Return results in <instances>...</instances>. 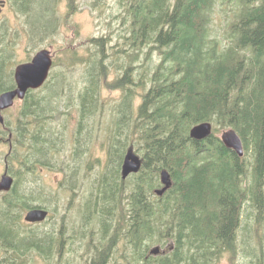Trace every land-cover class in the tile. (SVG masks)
<instances>
[{"label": "trees", "instance_id": "1", "mask_svg": "<svg viewBox=\"0 0 264 264\" xmlns=\"http://www.w3.org/2000/svg\"><path fill=\"white\" fill-rule=\"evenodd\" d=\"M56 1L8 2L31 15L34 37L43 38L58 20L53 18ZM117 1L122 9L119 17L129 24L126 55L133 64L116 84L126 91L118 118L109 128L114 129L109 156L115 167L99 179L82 207L86 230L97 223L96 234L105 238L90 239L92 259L86 264H110L112 257L117 259L116 252L121 264H214L224 253H235L239 233L246 230L242 222L247 203L253 206L256 224L264 228V0H236L243 9L224 48L209 37V11L217 0ZM69 8L72 15V4ZM90 42L95 52L85 61L90 66L81 97L82 120L99 106L94 103L107 69V48L116 56L115 64L122 59L121 51L109 45L107 37ZM156 53L158 64L153 62ZM6 72V62L0 59V95L16 88ZM135 76L138 84L149 87L139 92L136 115ZM46 88L49 91L44 95L37 93ZM39 90L30 91L22 101L14 130L6 120L4 126L0 124L10 132L5 161L15 177L12 190L0 193V264H28L22 257L32 250L49 262L53 252L55 237L37 240L25 233L23 215L37 196L20 187L22 177L30 173L56 170L55 155L65 142L52 121L62 115L59 89L50 87L48 80ZM206 122L234 129L243 141L246 158H239L214 135L201 142L191 139L192 127ZM82 129L80 122L76 135ZM119 131L126 141L132 140L144 159L142 172L129 185L126 181L135 175L122 180L127 149L119 145ZM128 131L135 133L136 140L129 138ZM75 149L81 157L80 144ZM250 154L252 167L245 165ZM164 169L171 173L174 186L158 198L153 189L160 185ZM242 236L245 247L246 234ZM169 241L173 244L167 254L145 256L151 245ZM120 242L124 245L116 251ZM245 251L255 264H264V248L260 253L256 247Z\"/></svg>", "mask_w": 264, "mask_h": 264}, {"label": "rangeland", "instance_id": "2", "mask_svg": "<svg viewBox=\"0 0 264 264\" xmlns=\"http://www.w3.org/2000/svg\"><path fill=\"white\" fill-rule=\"evenodd\" d=\"M70 1H56L53 18L54 21L55 18L58 20L55 21L54 28L47 32L43 38L34 37L33 19L29 13L17 12L18 10L14 9L16 7L12 3H8L7 0L5 8L0 12V59L6 62L8 71L6 74L10 75L15 82L14 74L18 65L31 62L41 50H50L53 54L54 66L51 70L49 86L56 85L58 87V103L62 106L59 111L62 115H58L52 120L55 130L65 136L64 144L59 149V153L55 155L57 163L54 159L57 169L45 168L42 171L30 173L27 178L22 177L24 179L20 181L22 190L37 196L36 201L31 204L32 207L24 212L23 219L29 210L35 209L37 206L44 207L50 212L49 219L41 224L30 225L23 220L26 225L25 233L34 235L37 240L42 237L47 239L55 237L50 261H44V257L32 250L22 257L28 261V264H86L87 260L92 259V252L88 247L90 239H101L102 236L96 234L99 228L97 223L95 227H90L91 224H89L88 227L90 228L86 230L87 227L83 225L82 207L99 179L107 174L108 170L115 167L110 162L109 156V137L113 140L114 129L109 130V128L114 126L115 118H118V106L123 102L126 91V87L117 88L116 84L117 79L121 80L124 69L133 64L129 55H126L130 45L127 37L131 35L129 24L126 25L127 23L122 22L119 17L122 9L118 1ZM71 4L74 9L72 15L68 12ZM242 6L236 0H233L232 3L229 0H217L209 11L211 21L209 37L213 42L217 41L220 47L224 48L230 44L231 26L240 18ZM102 37H107L108 41L110 40L109 45L121 51L122 59L120 64H115L116 56H111L112 52L107 48L108 57L105 58L107 69L101 79L97 101L94 103L95 105L98 103L99 106L95 108L93 114L87 115L82 120L81 97L88 84L86 69L89 65L85 61L90 60L92 53L95 52L90 41ZM131 53L130 50L129 54ZM81 60H84V63ZM153 62L155 64L160 62V56L157 53L153 56ZM138 82V78L135 76V85L133 86L137 96L135 115L141 101L139 92H147L149 88L146 84L141 85ZM47 91L49 90L46 88L37 91V93L42 96ZM22 104V101H17L12 109L2 114L4 120L10 124L11 130H14L18 124V114ZM80 122L83 124V129L76 135ZM213 127V135L220 141L223 132L232 129L216 125ZM9 135L10 132L0 125V178L7 167L5 157L10 147ZM128 136L136 140L134 132L128 131ZM118 139L122 150H125V146L127 150L133 147L135 152L144 160L141 152L132 145V140H125L122 131H119ZM79 144L82 152L81 157L75 155V147ZM243 158H246V154ZM252 164L253 160L250 154L245 165L252 167ZM9 174L15 179L14 175L10 172ZM137 175L127 180V184L129 185L131 180L134 181ZM250 177L246 179L247 185L251 181ZM161 187L160 182V185L153 189V194L158 198H163L169 192L163 197L157 196L155 190L161 189ZM242 223L246 230L242 229L239 233L235 253H224L214 264L257 263L245 251H251L256 247L260 253V250L264 248V245L261 248V244L264 243V228L256 224V213L251 202L246 205ZM85 234L88 235V239H85ZM243 234H246L245 247L242 244ZM103 244L107 247V240ZM172 244L169 241L165 245H151L144 254L149 256L150 251L155 247L161 248L162 253L160 255L167 254V250ZM122 245H124L123 242H120L116 251H120ZM123 250L126 251L127 248L124 247ZM116 257L117 259L112 257L110 264H121L117 252Z\"/></svg>", "mask_w": 264, "mask_h": 264}, {"label": "water", "instance_id": "3", "mask_svg": "<svg viewBox=\"0 0 264 264\" xmlns=\"http://www.w3.org/2000/svg\"><path fill=\"white\" fill-rule=\"evenodd\" d=\"M5 1L1 2L4 6ZM54 66L53 54L50 50L44 49L39 51L31 62L18 65L15 69L16 88L3 92L0 95V124L4 125L3 112L12 109L17 101H23L30 91L41 89L50 77L51 70ZM214 134L213 124L210 122L201 123L194 126L190 131V138L201 142L207 140ZM222 144L229 150L235 152L239 158L245 155V148L242 139L234 129L223 132L221 137ZM143 160L135 152L133 147L127 150L122 168L121 177L126 181L130 176L136 175L142 171ZM161 189L155 190V194L163 197L173 186L171 173L164 169L160 173ZM15 179L7 172L0 178V193H8L12 190ZM50 217V212L45 209L29 210L24 220L29 224H41L46 222ZM162 253L160 247H155L150 251L149 256H158Z\"/></svg>", "mask_w": 264, "mask_h": 264}, {"label": "flooded vegetation", "instance_id": "4", "mask_svg": "<svg viewBox=\"0 0 264 264\" xmlns=\"http://www.w3.org/2000/svg\"><path fill=\"white\" fill-rule=\"evenodd\" d=\"M5 1V0H4ZM2 0L0 1V12L5 8L7 2L5 1L4 6L1 5ZM4 126V125H3ZM8 172V166L6 167V170ZM9 173V172H8ZM29 224V223H28ZM30 225H37V224H30ZM88 239V238H87Z\"/></svg>", "mask_w": 264, "mask_h": 264}, {"label": "bare ground", "instance_id": "5", "mask_svg": "<svg viewBox=\"0 0 264 264\" xmlns=\"http://www.w3.org/2000/svg\"><path fill=\"white\" fill-rule=\"evenodd\" d=\"M2 1H4V0H2ZM6 1V0H5ZM9 1V0H8ZM10 1H12V0H10ZM16 0H14V2H15ZM71 1H73V0H71ZM70 1V2H71ZM9 3V2H8ZM20 3V2H19ZM24 3V2H23ZM16 5V4H15ZM18 6H19V4H18ZM20 7H21V5H20ZM24 7V6H23ZM13 8V7H12ZM19 8V7H18ZM18 8H14L16 11H17V9ZM20 9V8H19ZM22 11V10H21ZM25 11V10H24ZM17 12H20V11H17ZM21 13V12H20ZM29 16H30V14H29ZM212 24V23H211ZM225 39H228V38H225ZM222 40V39H221Z\"/></svg>", "mask_w": 264, "mask_h": 264}]
</instances>
